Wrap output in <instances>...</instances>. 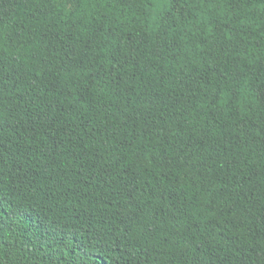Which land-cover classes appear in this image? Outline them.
Wrapping results in <instances>:
<instances>
[{
	"label": "trees",
	"instance_id": "1",
	"mask_svg": "<svg viewBox=\"0 0 264 264\" xmlns=\"http://www.w3.org/2000/svg\"><path fill=\"white\" fill-rule=\"evenodd\" d=\"M0 264H264V0H0Z\"/></svg>",
	"mask_w": 264,
	"mask_h": 264
}]
</instances>
